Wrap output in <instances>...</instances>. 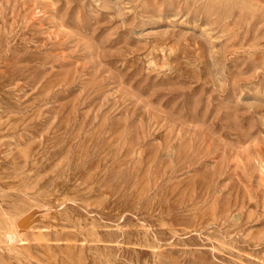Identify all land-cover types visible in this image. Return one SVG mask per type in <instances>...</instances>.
I'll return each instance as SVG.
<instances>
[{
    "label": "rangeland",
    "instance_id": "1",
    "mask_svg": "<svg viewBox=\"0 0 264 264\" xmlns=\"http://www.w3.org/2000/svg\"><path fill=\"white\" fill-rule=\"evenodd\" d=\"M8 231L0 264H264V0H0Z\"/></svg>",
    "mask_w": 264,
    "mask_h": 264
},
{
    "label": "clouds",
    "instance_id": "2",
    "mask_svg": "<svg viewBox=\"0 0 264 264\" xmlns=\"http://www.w3.org/2000/svg\"><path fill=\"white\" fill-rule=\"evenodd\" d=\"M0 241H3L9 248L15 247L18 244V236L14 231H8L0 234Z\"/></svg>",
    "mask_w": 264,
    "mask_h": 264
},
{
    "label": "water",
    "instance_id": "3",
    "mask_svg": "<svg viewBox=\"0 0 264 264\" xmlns=\"http://www.w3.org/2000/svg\"><path fill=\"white\" fill-rule=\"evenodd\" d=\"M31 215H28L27 217L22 218L20 221H18L19 226H23L29 219Z\"/></svg>",
    "mask_w": 264,
    "mask_h": 264
},
{
    "label": "bare ground",
    "instance_id": "4",
    "mask_svg": "<svg viewBox=\"0 0 264 264\" xmlns=\"http://www.w3.org/2000/svg\"><path fill=\"white\" fill-rule=\"evenodd\" d=\"M29 221V220H28Z\"/></svg>",
    "mask_w": 264,
    "mask_h": 264
}]
</instances>
